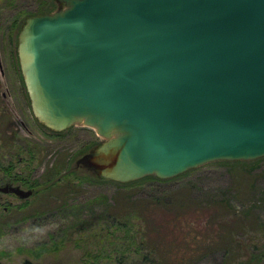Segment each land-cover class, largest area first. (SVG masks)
<instances>
[{
	"label": "water",
	"instance_id": "95a60500",
	"mask_svg": "<svg viewBox=\"0 0 264 264\" xmlns=\"http://www.w3.org/2000/svg\"><path fill=\"white\" fill-rule=\"evenodd\" d=\"M60 1L26 20L20 68L38 121H83L106 140L99 175L168 179L264 157V0Z\"/></svg>",
	"mask_w": 264,
	"mask_h": 264
},
{
	"label": "rangeland",
	"instance_id": "374dc122",
	"mask_svg": "<svg viewBox=\"0 0 264 264\" xmlns=\"http://www.w3.org/2000/svg\"><path fill=\"white\" fill-rule=\"evenodd\" d=\"M65 8L60 0H0V186L34 191L25 200L0 193V264H141L140 238L148 222L134 216L123 227L112 219L120 208L115 203L119 191L143 202L185 195L197 204L191 215L212 222L213 231L227 228L233 216L247 220L244 229L233 230L241 246L236 257L213 247L195 264H246L249 254L264 253V157L211 161L168 179L148 175L117 182L90 163L106 141L94 128L76 121L54 130L38 121L20 68L18 39L27 19ZM27 180L43 188L58 186L28 187ZM65 180L70 192L64 190ZM25 201L28 206L18 210ZM220 202L227 204L220 209ZM162 206L147 216L149 224L173 218Z\"/></svg>",
	"mask_w": 264,
	"mask_h": 264
},
{
	"label": "trees",
	"instance_id": "16d2710c",
	"mask_svg": "<svg viewBox=\"0 0 264 264\" xmlns=\"http://www.w3.org/2000/svg\"><path fill=\"white\" fill-rule=\"evenodd\" d=\"M252 168L251 166L246 172H251ZM145 180L146 178H143L133 183L134 185L130 188H137ZM56 181L57 183L60 182L58 179ZM24 183L28 187L43 188V185L39 186L36 181L30 182L27 180ZM57 183H53L54 186L51 183H46L43 189L49 190L51 187L58 186L56 185ZM64 183V190L70 192L72 190L71 183L66 180ZM118 196L120 198L115 199V203L119 204L120 208H117L116 212L113 213V220L123 227L130 225V222L135 218L134 216H137V219H142L146 224L148 222L145 227L146 230L144 229V234L140 238L141 250L144 252L140 256L141 264H195L211 253L213 247L224 251L226 255L231 254V258L238 255V252L234 254V251L240 249L241 246L232 238V235L234 229L245 228L243 223L247 220L244 221L242 216H233L234 218L230 221V227L226 228V226L221 225L216 231H213L210 228L212 222L208 220L207 223H204L202 222L203 218L191 215L194 212V206H197V204H193L185 195L171 196L164 203H160L157 199H153L150 202L137 201L133 199L134 194L127 191H119ZM28 204L27 201L23 202L18 206V210H24ZM162 204L164 210L166 212L169 211L173 218L162 222L160 225L149 224L147 216H151V212ZM226 204L227 202H220L218 207L221 209ZM121 205H126L127 208ZM208 205L206 204V206ZM109 211L108 209L107 212ZM151 227L153 229L149 230ZM135 243L138 245V241ZM248 257L246 264H261L264 262L263 252L259 254L252 253Z\"/></svg>",
	"mask_w": 264,
	"mask_h": 264
},
{
	"label": "flooded vegetation",
	"instance_id": "af4514ba",
	"mask_svg": "<svg viewBox=\"0 0 264 264\" xmlns=\"http://www.w3.org/2000/svg\"><path fill=\"white\" fill-rule=\"evenodd\" d=\"M14 55H16V60H17V54H16V51L14 52ZM18 70L20 71V68H18ZM21 73V72H20ZM6 185H10V184H5V185H3V186H6ZM3 186H0V187H3ZM12 186V185H11ZM15 187V186H14ZM0 193H2V194H10V195H14L16 198H18V196H16L15 194H13V193H4V192H0ZM34 194V191H33V193H32V195ZM31 195V196H32ZM30 196V197H31ZM29 198V197H28ZM27 199V198H26ZM23 200H25V199H23Z\"/></svg>",
	"mask_w": 264,
	"mask_h": 264
}]
</instances>
